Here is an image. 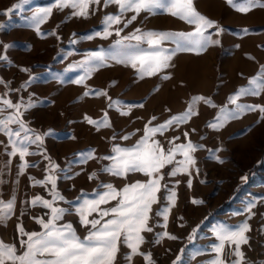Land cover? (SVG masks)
Masks as SVG:
<instances>
[{
	"label": "rangeland",
	"instance_id": "obj_1",
	"mask_svg": "<svg viewBox=\"0 0 264 264\" xmlns=\"http://www.w3.org/2000/svg\"><path fill=\"white\" fill-rule=\"evenodd\" d=\"M243 2L236 0V3ZM259 2L264 3V0ZM18 3L20 0H0V24L5 25L0 29V43L9 45L7 50L0 47V55L7 56L6 61H0V80L4 82L0 83V99H10L14 103L21 99L25 102L31 100L34 107L22 117L25 125L37 134H51L43 135L41 146H30L29 151L37 154L26 156L25 160L35 166L18 175L23 161L19 154L7 155L11 146L5 149L7 137L0 133V200L7 202L13 195L16 198L12 215L0 222V240L15 243L19 249V239L26 237L19 236L18 224L27 232L42 230L33 217L47 219L45 214L50 210L39 205L33 207L31 200L36 195L50 200L48 190L51 185H35L30 177L44 180L49 175L46 156L58 165L57 190L65 198L55 206L69 209L58 223H71L83 239L88 229L80 223L74 210L85 198H94L98 185L111 183L122 188L126 183L147 180L140 173L123 179L102 172L101 168L110 163L102 157L112 154L115 144H135L153 116L157 118L153 124L163 123L171 116L187 111L192 97L203 96L211 99L216 107L198 102L192 105V111L198 114L156 136L167 148L168 141L175 136L180 137L175 143H187L183 136L187 131L188 139L205 147L193 153L198 173L192 168L191 176L184 173L169 176L172 168L169 172L166 171L168 166L161 170L164 179L157 193L159 203L152 206L149 221L154 230L142 233L145 242L140 251L150 252L154 264H173L177 255H182L181 264H209L217 255L213 248L219 243L215 230L220 226L234 230L246 222L249 225L245 232L248 243L240 246L244 253L243 264H264V120L260 119L261 113L257 109L227 121L218 130L208 126L215 121L220 107L235 108L228 101L230 95L240 87H256L249 81L257 78L264 66V8L254 7L242 13L229 6L226 0H193L200 14L223 29L219 35L215 28L207 33L213 39H219V45H209L199 53L179 51L173 56L169 68L143 78L130 64L109 59L108 66L95 70L82 84H76L74 81L84 75V69L78 65L89 52L117 54L134 51L120 49L115 42L137 28L142 31L189 32L194 26L170 14L141 13L136 21L123 29L121 37L113 34L107 39L94 37L89 40L86 37L102 30L104 15L118 13L117 6L105 8L101 0L99 6L90 7L87 18L72 16L74 10L70 8H53L50 17L37 26L31 22V16L35 11L51 6L54 0H28L22 8L3 14ZM92 8L96 9L94 13ZM131 15L133 13H127L125 20ZM115 27L122 28L123 24ZM244 29L248 31L244 32ZM125 44L135 45L136 41H126ZM162 46L172 49L174 43L166 41ZM140 47L148 48V44L143 43ZM164 75L169 78L162 79ZM7 82L9 87L2 94V87ZM257 84H264V79H257ZM16 89L19 91H11ZM95 90L101 94H92ZM117 101L120 103H115ZM110 104L113 107H109ZM237 104L264 106V89L258 96L240 97ZM122 112L128 115H121ZM85 116L93 121L104 120L107 116L106 123L110 126L97 129L95 124L85 120ZM193 128L195 132L191 131ZM129 133L135 134L128 140L120 139ZM89 150H94L95 158L82 162L79 154ZM176 158L182 159L179 155ZM92 172L97 173V178L89 180ZM189 180L192 181L191 187L188 186ZM165 184L167 189L163 187ZM169 190L176 193L175 205L165 221L155 213L171 203L165 200ZM193 200L202 203L194 204ZM253 202L255 207L249 212L248 206ZM165 223L166 227H162ZM162 232L177 239L162 237L156 243L157 234ZM234 249V244L225 242L221 258L228 264L238 259L232 254ZM129 252V248L121 245L115 264H145L139 255L131 262L127 261L125 254Z\"/></svg>",
	"mask_w": 264,
	"mask_h": 264
},
{
	"label": "snow or ice",
	"instance_id": "obj_2",
	"mask_svg": "<svg viewBox=\"0 0 264 264\" xmlns=\"http://www.w3.org/2000/svg\"><path fill=\"white\" fill-rule=\"evenodd\" d=\"M27 2L28 0H20V3L5 10L3 14L20 9ZM226 3L242 13H247L254 7L264 8V3H260L259 0H244L243 3H236V0H226ZM100 4L101 0H54L51 6L35 11L31 16V22L37 26L45 22L52 14L53 8L59 10L70 8L74 10L71 13L72 16L87 18L90 15V7ZM110 5L117 6L118 13L104 15L102 30L86 37L87 39L91 40L94 37L107 39L113 34L121 37L123 29L136 21L141 13L149 15L170 14L188 25L194 26V29L189 32H170L142 31L137 28L115 42V46L120 49L131 48L134 51H120L117 54L105 53L104 51L89 52L86 59L78 65L84 69V75L74 81L76 84H82L85 78L95 70L108 66L106 62L109 59L125 65L130 64L131 67L138 70L141 78H143L144 75L153 76L169 68L173 56L179 51H196L199 53L206 50L209 45L220 44L219 39H213L207 33L209 29L215 28L216 34L219 35L223 29L219 28L215 21L200 14L194 7L193 0H103V7L107 8ZM95 11L96 9L92 8V12ZM129 12L133 15L125 20V16ZM120 24H123L122 28H114L115 25ZM4 27V24H0V29ZM243 31L247 32L248 30L244 29ZM126 41H136V44H125ZM166 41L174 43V48L163 47L162 45ZM143 43H147L148 48H141L140 45ZM0 47L7 50L9 45L0 43ZM6 60V55H0V61ZM21 71L29 70L21 69ZM168 78L166 75L162 76V79ZM257 79H264V66L261 67L258 77L249 81L250 85H256V87H240L236 93L230 95L228 101L235 105V108H229L227 105L220 107L215 121L210 122L208 126L218 130L227 121L239 118L244 112L257 109L261 113L260 119L264 120V106L237 104V100L242 96H258L260 94V91L264 89V84H257ZM0 83H4L3 80H0ZM11 91H19V89ZM92 94L99 95L101 93L99 90H95ZM85 95H89V93H85ZM201 101L210 107H216L211 99L194 96L192 97V104L184 113L171 116L159 124H153V121L157 119L153 116L145 124L143 135L135 144L131 146L115 144L111 149L112 154L102 157V159L110 161L109 164L101 168L102 172L123 179H127L132 174L140 173L147 177V180L126 183L122 188H117L111 183L98 185V190L93 194L94 198H85L74 210L80 223L88 229V234L83 239L77 234L71 223H58L63 220L69 209L55 206L58 201H63L65 198L57 190L56 169L58 165L51 162L50 157L46 156L45 158L49 160V167L47 168L49 175L44 180H36L34 177H30V179L34 180L35 185L45 187L51 185L48 190L51 199L36 195L32 198L31 205L33 207L42 206L49 209L50 213L45 214L47 219L33 217L42 229L40 232H27L21 224L17 225L19 236L26 237V239H19V249L15 243L7 244L0 240V264H115L121 245L130 249V252L125 254L127 261L131 262L134 256L139 255L145 264H154L151 253L140 251V246L145 242L142 233H151L154 230L149 221L152 218V206L159 203L157 193L160 192L161 181L164 179L161 170L172 165V170L168 173L169 176H176L178 173L191 176V169L196 168L197 164L193 153L205 147L202 144H194L188 139L189 133L187 131L183 132L187 143H175L180 139L179 136H175L168 141L167 148L159 139H156V136L157 134L163 135L166 130L174 125L184 124L194 114H198L192 111V105ZM115 103L119 104L120 102ZM0 105H2L0 106V117H2L0 118V133L7 137L5 149L9 145L11 146V151H8L7 155L14 157L19 154L20 160L23 161L19 165L18 175H20L26 168L35 166L29 165L25 160L26 156L37 154L29 151L30 146L33 144L38 147L41 146L43 135L51 133L37 134L25 125L22 117L24 112L34 107L31 100L25 102L21 99L14 103L10 99H0ZM140 106L142 107V105ZM109 107H113V105L110 104ZM121 115H128V113L122 112ZM85 120L89 124H95L97 129L101 126H110L106 123L107 116L100 121H93L85 116ZM11 125H16V127L13 128ZM191 131L195 132L196 129L193 128ZM134 134L123 135L120 139L128 140ZM112 139H116L115 135ZM93 152L94 150L81 152L79 154L80 160L86 163L89 159L95 158ZM178 155L182 159L178 160L176 158ZM217 159L219 158L217 157ZM219 162L223 163L222 160ZM196 172H199L198 168H196ZM88 178L89 180L96 179L97 173L92 172ZM191 185L192 181L189 180L188 186L191 187ZM163 187L167 189L168 186L165 184ZM175 197L176 193L169 190L165 200L171 203L161 207L155 216H162L167 221L168 213L171 211V207L175 205ZM15 203V195L7 202L0 200V222L7 220L12 215ZM192 203L200 204L202 202L193 200ZM253 207H255V202L248 206V211L251 212ZM89 217L93 218L89 219ZM161 226L166 227V223ZM248 230L249 225L246 222L236 226L234 230L227 226L218 227L215 230V235L219 243L213 246L217 255L209 264H228L221 258L225 242L235 245L232 254L238 258L232 260L230 264H243L244 253L240 250V246L248 243L245 236V232ZM162 237L177 239L176 236L162 232L157 234L155 242L159 243ZM21 249L22 251H20ZM182 252L183 249H181ZM181 261L182 255H177L173 264H181Z\"/></svg>",
	"mask_w": 264,
	"mask_h": 264
},
{
	"label": "built area",
	"instance_id": "obj_3",
	"mask_svg": "<svg viewBox=\"0 0 264 264\" xmlns=\"http://www.w3.org/2000/svg\"><path fill=\"white\" fill-rule=\"evenodd\" d=\"M9 87V82H7V84H5V86L2 87V94H4L6 92V89ZM172 166H168V168L166 169L167 172H169L171 170Z\"/></svg>",
	"mask_w": 264,
	"mask_h": 264
}]
</instances>
